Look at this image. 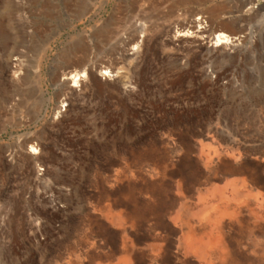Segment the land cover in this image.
<instances>
[{
    "label": "rangeland",
    "instance_id": "374dc122",
    "mask_svg": "<svg viewBox=\"0 0 264 264\" xmlns=\"http://www.w3.org/2000/svg\"><path fill=\"white\" fill-rule=\"evenodd\" d=\"M253 2L0 0V264H201L182 202L215 264H264V201L231 194L264 196Z\"/></svg>",
    "mask_w": 264,
    "mask_h": 264
},
{
    "label": "bare ground",
    "instance_id": "6f19581e",
    "mask_svg": "<svg viewBox=\"0 0 264 264\" xmlns=\"http://www.w3.org/2000/svg\"><path fill=\"white\" fill-rule=\"evenodd\" d=\"M3 1V0H2ZM167 1V0H166ZM238 1H242V5H247V4H253V0H238ZM80 2V1H79ZM143 2V1H142ZM164 2V1H163ZM180 2V1H179ZM141 3V2H139ZM154 3V2H153ZM10 4V3H9ZM166 4V3H165ZM82 5V4H81ZM6 6V5H5ZM127 7V6H126ZM133 7V6H132ZM93 8V7H92ZM218 8V7H217ZM219 9V8H218ZM217 9V10H218ZM7 11V10H6ZM134 11V10H133ZM136 11V10H135ZM216 11V10H215ZM215 11H212V12H215ZM118 12V11H117ZM216 13V12H215ZM262 13V8L261 9H258L256 11L253 12V15L254 16H259L260 14ZM113 14V13H112ZM252 15V16H253ZM205 16V15H204ZM125 17V16H124ZM136 18V17H135ZM129 19V18H128ZM199 19V18H197ZM196 19V20H197ZM203 19V18H202ZM130 21V20H129ZM191 25L192 23L195 25L196 23V27L199 29V28H202V24H197V21H191L190 22ZM199 23V22H198ZM111 24V23H110ZM138 24V23H137ZM6 25V24H5ZM6 27V26H5ZM140 31H143V26L140 24ZM204 29V28H203ZM7 30V28L5 29ZM190 30V29H189ZM205 30V29H204ZM137 31V30H136ZM96 32V31H95ZM119 32V31H117ZM121 35V34H120ZM214 43H218V44H222V43H226L228 44L229 42L231 43L233 41V37L224 33V32H219L217 34L214 35ZM107 39V38H106ZM235 39V38H234ZM2 40V39H1ZM105 40V39H103ZM134 42V41H133ZM194 42V41H193ZM229 43V44H230ZM113 48V47H112ZM124 48V46H123ZM78 49V48H77ZM78 51V50H77ZM120 51V50H119ZM78 53V52H77ZM127 53V52H126ZM66 54V53H65ZM76 54V53H75ZM72 55V53H71ZM125 55V54H124ZM123 55V56H124ZM129 55V54H128ZM73 56H74V53H73ZM64 58L66 59H69L70 54L67 53L65 56H63ZM125 59V58H124ZM85 60V59H84ZM87 60V59H86ZM69 61V60H68ZM81 64V63H80ZM82 65H85V62L82 63ZM11 67V66H10ZM76 71V70H75ZM74 73H71L69 74V79L72 83V86H79L80 85V82L82 81V79L86 76V72L83 70V71H77ZM101 73L104 74V75H111L110 74V71L109 70H101ZM113 76V75H111ZM193 97V96H192ZM181 106V105H180ZM264 113V112H263ZM228 114V113H227ZM243 115V114H242ZM226 117V116H225ZM232 117V116H231ZM230 117V118H231ZM234 117V116H233ZM246 117V116H245ZM254 117V116H253ZM248 119V118H247ZM250 119V118H249ZM232 120V119H231ZM254 120V119H253ZM224 123V122H223ZM252 123V122H250ZM261 123V122H260ZM259 124V123H258ZM262 125V124H261ZM234 126V125H233ZM239 127V126H238ZM260 127V126H259ZM237 129V128H236ZM244 129V128H243ZM217 132V131H216ZM226 134V133H225ZM232 134V133H231ZM234 134V133H233ZM216 135V134H215ZM229 139V138H228ZM235 139V137H234ZM256 141V140H255ZM31 142V141H30ZM29 142V143H30ZM239 145V144H238ZM260 145V144H259ZM30 146V145H29ZM224 147V146H223ZM30 148H34L33 145L30 146ZM226 148V147H225ZM224 148V150H225ZM182 150V149H181ZM228 150V148H227ZM232 150V149H230ZM242 150V149H241ZM178 151V150H177ZM223 151V149L221 150ZM237 151V150H236ZM240 151V149H239ZM243 151V150H242ZM241 152V151H240ZM226 153V151H225ZM231 155L233 157L236 156L237 154V157L238 155L240 156V153L239 152H230ZM214 155V154H213ZM217 155H218V152H217ZM212 157V156H211ZM216 157V156H215ZM242 157V156H241ZM236 158V157H235ZM240 158V157H239ZM206 159V158H205ZM204 159V160H205ZM208 159V158H207ZM140 160V159H139ZM217 160V159H216ZM210 162V160H205L204 164L207 166V164ZM213 173H217V170L215 169L213 171ZM232 187V199L235 200V202L239 203V204H244L247 200V198L249 196H253L254 197V200H255V204L260 206L263 201H264V196L262 193H260L259 191L256 190V188L253 186V184L247 179V178H241L238 180H235L234 183H232L231 185ZM260 190V189H259ZM178 191L181 193V185L178 184ZM198 191V190H197ZM109 196V195H108ZM199 198V197H198ZM184 199V198H183ZM184 201V200H183ZM190 201V200H189ZM192 201V200H191ZM206 201V200H205ZM180 202V201H179ZM181 205V213H176V215H174L171 219H174V221H181V224L182 225H185L187 227V233H188V236L189 237H192L193 238V242L190 243V246L194 247L193 251L196 255V257L198 258V260L200 261L201 264H215L213 262V260L216 258V255L215 253L212 251V249L215 247L214 245H217V247L220 249V253H223L222 248L224 247L223 246V243H222V236L220 234V231H217L216 233H212L211 229H200V228H197L196 225L192 224L189 222V220H185L183 221L181 219V216L183 213H186L185 215H187V212L190 210V207L189 205L186 204V202H182L180 203ZM238 204H236L237 206ZM238 207V206H237ZM178 209V208H177ZM205 209V206L203 207V210ZM189 213V212H188ZM210 217V216H209ZM209 221L211 222L212 219L209 218ZM205 218L204 216H201L199 218L200 221H202V219ZM187 219V218H186ZM214 219V218H213ZM174 224H177V223H174ZM179 224V223H178ZM178 226V225H176ZM186 238V237H185ZM205 238L207 240H205ZM125 257L126 256H122L121 258L118 259L117 262H109V264H127L126 260H125Z\"/></svg>",
    "mask_w": 264,
    "mask_h": 264
},
{
    "label": "built area",
    "instance_id": "2783aa9c",
    "mask_svg": "<svg viewBox=\"0 0 264 264\" xmlns=\"http://www.w3.org/2000/svg\"><path fill=\"white\" fill-rule=\"evenodd\" d=\"M254 3V2H253ZM255 5H258V4H255ZM255 8H257V6H255Z\"/></svg>",
    "mask_w": 264,
    "mask_h": 264
}]
</instances>
